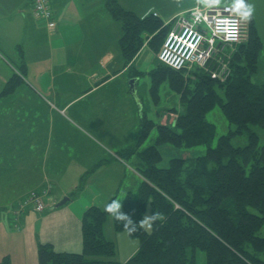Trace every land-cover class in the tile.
Masks as SVG:
<instances>
[{"label":"crops","instance_id":"obj_1","mask_svg":"<svg viewBox=\"0 0 264 264\" xmlns=\"http://www.w3.org/2000/svg\"><path fill=\"white\" fill-rule=\"evenodd\" d=\"M48 1L55 19L52 31L34 19L31 0H0V92L12 74L22 75L16 89L0 97V196L15 203L5 217L0 215V230L8 235L0 241V259L7 256L11 264H38V243H50L56 251L81 252L84 211L137 190L142 181L137 163L117 153L136 148L135 113L139 118L142 111L137 82L157 64L161 46L154 52L144 45L125 63L118 46L120 24L109 15L105 0ZM117 1L138 16L153 14L164 24L200 6L197 0H187L167 15L169 10L164 13L163 6H155L158 0L155 5ZM261 5L251 19L260 41L264 2ZM175 119L176 113L166 112L163 123ZM45 185L51 188L44 197L50 208L14 214L23 196ZM63 197L69 200L53 207ZM111 229L109 222L103 226L105 238Z\"/></svg>","mask_w":264,"mask_h":264},{"label":"trees","instance_id":"obj_2","mask_svg":"<svg viewBox=\"0 0 264 264\" xmlns=\"http://www.w3.org/2000/svg\"><path fill=\"white\" fill-rule=\"evenodd\" d=\"M31 5L34 16L32 0ZM105 6L120 24L118 46L125 63L144 45L157 52L171 27L169 23L164 24L153 14L138 16L117 0H105ZM34 19L44 22L48 29L45 20ZM50 20L55 24L53 10ZM248 28L253 30L251 21ZM261 46L257 35L248 30V39L233 46L231 73L223 82L197 67L184 74V70H172L158 61L148 72L150 91L155 95L161 81L168 78L170 87L180 94L183 109H172L176 113L174 123L157 124L154 145L137 151L154 126L141 111L136 148H126L117 157L136 156L140 160L136 171L142 177L135 196L132 192L124 195L121 210L135 222L143 218L148 207L151 214L157 212L163 219L152 225L150 233L140 228L131 235L112 219L114 231H125L139 242L129 258L118 262L106 258L114 254L115 247L103 233L109 215L102 207L91 206L80 223L82 251H56L50 243H38V264H195L196 251L205 254V264H264V143L258 145L256 133L249 130L250 125L264 128V83L251 81ZM190 80L192 88L188 86ZM20 82L18 75L12 74L0 97L12 93ZM214 107L233 129L229 127L227 133L219 135L211 147L215 126L205 114ZM243 131L248 133V144L233 146L231 137ZM165 144H205L207 149L202 156L173 157L168 167L157 168L160 154L156 145ZM75 196L76 192L71 195ZM112 200L116 198L112 196L106 203ZM13 212L21 213L17 204ZM0 264L11 263L4 256Z\"/></svg>","mask_w":264,"mask_h":264},{"label":"built area","instance_id":"obj_3","mask_svg":"<svg viewBox=\"0 0 264 264\" xmlns=\"http://www.w3.org/2000/svg\"><path fill=\"white\" fill-rule=\"evenodd\" d=\"M34 16L45 20L49 30L55 24L50 20L52 10L48 0H32ZM159 51L158 60L175 71L197 67L211 78L225 81L231 73L234 45L248 39V22H241L230 11V5L211 9L197 5L174 16ZM48 188L30 192L18 203V212L31 209L42 212L48 206L44 201Z\"/></svg>","mask_w":264,"mask_h":264},{"label":"rangeland","instance_id":"obj_4","mask_svg":"<svg viewBox=\"0 0 264 264\" xmlns=\"http://www.w3.org/2000/svg\"><path fill=\"white\" fill-rule=\"evenodd\" d=\"M146 1L151 3V4H154V0H146ZM158 1H160L159 2L160 4L159 5L154 4V5L157 6L158 8L160 5L163 6L162 11L165 13L166 11L169 10L170 12H166V13H167V15H170V13L172 11L171 8L176 7V6L180 5L181 3H183L187 0H180L179 4L176 3V0H158ZM195 1L196 0H194L193 2H195ZM250 1L255 6L257 4L256 7L254 6L255 7L254 8L255 9L254 14L258 15L260 13V11L262 10L261 7H263L261 5V2H264V0H249V2ZM226 4H230V0H222V4L220 6H224ZM200 6L202 7V5H200ZM181 13H183V12H181ZM171 19L172 18H170V20H168V22H170ZM259 22H261V21H259ZM172 24H173V22L170 25L172 26ZM248 30L252 31V34H253L252 29L248 28ZM261 41H262L261 42L262 46H261V50L259 51V58H258L259 66L257 65L256 73L253 74L251 77V81L254 83H258V84L264 83V38ZM155 65L156 64L153 63L149 70L154 69ZM148 71L137 82V94H138V96L141 100V103H142V113L145 115L146 119H149L154 123V126L149 131L148 137L140 143V146H139L140 150H142V149H144L150 145H154L155 139H156V125L157 124H163V120L165 119V113L166 112H170L172 109H175L176 111L180 112L183 109V105L181 104V101H180V94L178 92L174 91L170 87L168 78L162 80L161 83L159 84L158 88H157L156 94L155 95L152 94V92L150 91L151 75H149ZM188 72H189L188 70L183 71L184 74H187ZM18 77H22V75H18ZM126 78H127V74H125V76L123 77L124 82L126 81ZM188 86L190 88H192L193 83L191 80L188 82ZM133 106H134V104H133ZM135 114H136L135 118L138 120L135 124V126H136L139 123V118H138V114L137 113H135ZM133 115H134V113H133ZM205 119L208 122L213 123L215 126L214 138L209 143V146H211V147H214L216 145L217 137L219 135L227 133L229 127H230V129H233L232 126H229L227 120L225 119L224 115L222 114V112L220 111V109L218 107H214L213 109L208 111L205 114ZM169 120L170 119H168V121ZM169 123L171 124V122H169ZM135 130H136L137 135H138L139 129L135 128ZM249 130L256 133V135L258 137V141H257L258 145H261L264 143V128H262L258 125H250ZM230 141H231V144L233 146L244 147L245 145L248 144V133H247V131H243L240 134L232 136ZM156 147H157V150L160 154V160L157 163H155V166L157 168L168 167L169 160L173 157L195 158V157L202 156L205 154L206 149H207V145H205V144H199V145L190 146V147H182V146L174 147L172 145L165 144V145H156ZM125 160L132 165H135L137 163L136 166H139V164H140L139 163L140 160H138L137 157L134 155L130 158L127 157ZM42 188H48V192L45 195L47 197L50 190H51L50 186H48V185H45V186H43L37 190H33L30 192H39ZM76 190H77V188H76ZM29 193H27L25 196H23L17 202V206H18V203L22 202L23 199ZM133 194H134L133 196H135L136 190L133 191ZM7 199H8V197L0 196V215L4 214L3 215L4 217H5L6 210L11 208V207H8L11 204V202H7V203L4 202V200H7ZM117 200L122 201V198L118 197ZM44 201H45L47 206L52 205V204L46 202V198H44ZM14 204H11L12 207L14 206ZM250 210L254 211L252 208H250ZM37 213H40V212H37ZM145 215H151V211H150L149 207L143 213V217ZM108 222L112 226V218L110 216H108L106 218L104 226H106V224ZM151 229H152V227L150 229L147 227L144 228L146 233H150ZM109 233L110 232H107V230H106V234L108 237L106 239L112 241L114 243V246H115L114 247V254L112 256L106 257L109 260L122 262L125 260V258L130 253H132V251L135 249V247L139 246L138 240L130 238L125 231H114L113 226H112L111 234H109ZM3 234H4L3 231L0 230V241L4 240V238H6V237L8 238V235H3ZM195 259H196L195 264H205V254L203 252L196 251Z\"/></svg>","mask_w":264,"mask_h":264},{"label":"clouds","instance_id":"obj_5","mask_svg":"<svg viewBox=\"0 0 264 264\" xmlns=\"http://www.w3.org/2000/svg\"><path fill=\"white\" fill-rule=\"evenodd\" d=\"M179 4L180 0H176ZM197 4L203 5L206 8L220 6L222 0H197ZM230 11L239 17L241 22H250L254 15V5L248 3L247 0H230ZM121 200H112L102 206V211L107 213L115 222L122 224L123 228L129 235L135 233L140 228H151L157 220H162L163 217L153 212L151 215H145L139 222H135L131 216L122 210Z\"/></svg>","mask_w":264,"mask_h":264},{"label":"water","instance_id":"obj_6","mask_svg":"<svg viewBox=\"0 0 264 264\" xmlns=\"http://www.w3.org/2000/svg\"><path fill=\"white\" fill-rule=\"evenodd\" d=\"M134 81H135V79H131V83H132V85H131V93H132V91L134 92V90H135V85H134ZM69 200V198L68 197H63L60 201H58L53 207H59V206H61V205H63L64 203H66L67 201Z\"/></svg>","mask_w":264,"mask_h":264}]
</instances>
